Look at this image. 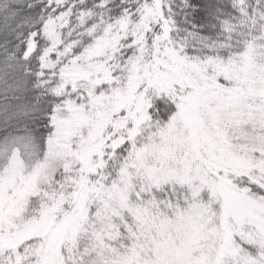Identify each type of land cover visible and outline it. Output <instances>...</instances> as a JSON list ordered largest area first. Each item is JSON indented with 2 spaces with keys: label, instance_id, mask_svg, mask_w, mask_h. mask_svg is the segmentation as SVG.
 <instances>
[{
  "label": "snow or ice",
  "instance_id": "1",
  "mask_svg": "<svg viewBox=\"0 0 264 264\" xmlns=\"http://www.w3.org/2000/svg\"><path fill=\"white\" fill-rule=\"evenodd\" d=\"M0 264H264V0H0Z\"/></svg>",
  "mask_w": 264,
  "mask_h": 264
}]
</instances>
